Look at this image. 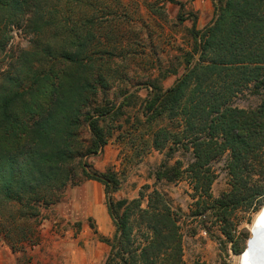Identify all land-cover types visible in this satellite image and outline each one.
<instances>
[{"label":"trees","instance_id":"1","mask_svg":"<svg viewBox=\"0 0 264 264\" xmlns=\"http://www.w3.org/2000/svg\"><path fill=\"white\" fill-rule=\"evenodd\" d=\"M167 1L179 5L181 22L189 18L183 13L185 2ZM49 3L0 0V57L4 54L8 60L7 65L0 62V197L21 205L46 199L52 189L65 188L71 161L96 156L107 144L101 122L120 119L124 108L137 97L132 93L119 105L106 100L92 107L97 79L89 42L95 19L82 17L71 23L58 12L48 15L54 9ZM214 6L215 18L204 29L197 28V17L190 14L194 43L184 55L185 70L168 88L157 77L148 83L141 115L147 123L163 119L178 122L177 128L160 126L154 132L153 145L162 150L170 142L168 152L179 145L193 150L196 159L187 171L196 191L201 192L200 213L215 211L228 225L237 209L251 207L264 196V188L251 185L249 171L253 162L264 160V0H214ZM12 25L38 33L55 26L64 46L48 44L37 53L35 49L9 53L6 45ZM35 55L41 63H36ZM2 66L7 69L1 71ZM246 90L261 97L257 107L233 104ZM83 108L89 110L83 113ZM83 122L92 137L86 149L81 145ZM226 152L231 155L232 189L213 198L210 164ZM80 162L87 179L106 189L117 187L115 173L98 172L89 163ZM183 173L179 163L165 161L155 177L172 182ZM108 211L116 231L113 241L99 237L111 246L106 264H187L178 212L162 192L153 191L147 208L142 207L140 198L109 199ZM136 228L145 230L144 237L136 235ZM224 233L228 238L232 235L230 229ZM233 250L240 251L235 245Z\"/></svg>","mask_w":264,"mask_h":264},{"label":"rangeland","instance_id":"2","mask_svg":"<svg viewBox=\"0 0 264 264\" xmlns=\"http://www.w3.org/2000/svg\"><path fill=\"white\" fill-rule=\"evenodd\" d=\"M181 1L186 3L184 15H189L182 22L178 19L179 5L167 0H50L49 6L54 9L48 11V15L58 12L71 23L80 22L82 17L95 19L89 42L96 61L93 71L97 79V89L91 95L92 107L106 100L119 105L132 93L137 97L133 99L134 104L124 108L125 115L120 119L101 122L107 144L96 156L71 161L68 168L71 174L65 188L52 189L47 195L53 196L22 205L0 197V264H106L111 246L108 245L109 251L98 247L100 235L96 234V218L90 210L92 199L101 192L102 203L108 207L109 199L119 202L140 198L142 207L147 208L156 189L178 212L183 259L187 264H239L240 253L248 249L252 239L253 221L264 209V196L257 198L251 207L237 209L228 225L215 211L200 213L201 192L196 191L195 182L187 171L189 163L196 159L193 150L179 145L168 152L170 142L162 150L153 145L154 132L160 126L168 124L177 128L178 122L163 119L147 123L141 115L148 83L157 77L168 88L185 70L184 55L191 51L194 43L190 32L193 16L197 17L198 29H204L215 18L214 0ZM28 31L25 26H11V39L6 45L9 53L24 49H35L37 53L48 44L55 48L64 46V38H59L60 32L55 26L39 33ZM34 59L36 63L42 62L39 56L35 55ZM0 62L7 65L4 54ZM6 67L2 66L1 71ZM165 74L168 76L163 78ZM260 102L261 97L251 90L238 94L233 100L235 106L245 109H253ZM87 110L89 108H83L82 112ZM83 124L81 145L86 149L92 137L87 123ZM230 160L231 155L226 152L210 164L214 172L213 198L232 189ZM80 161L89 163L98 172L115 173L117 187L106 189L98 184L102 187L98 189L88 185L90 179L84 176ZM165 161L179 163L184 169L182 177L172 182L157 181L155 172ZM253 164L249 169L251 185L264 188V160ZM97 215L102 230L108 232L109 212L98 208ZM114 229L116 231L115 225ZM229 229L232 239L224 233ZM135 233L142 238L146 232L136 228ZM234 245L240 251L235 252Z\"/></svg>","mask_w":264,"mask_h":264},{"label":"bare ground","instance_id":"3","mask_svg":"<svg viewBox=\"0 0 264 264\" xmlns=\"http://www.w3.org/2000/svg\"><path fill=\"white\" fill-rule=\"evenodd\" d=\"M252 225V239L239 257V264H264V209Z\"/></svg>","mask_w":264,"mask_h":264},{"label":"crops","instance_id":"4","mask_svg":"<svg viewBox=\"0 0 264 264\" xmlns=\"http://www.w3.org/2000/svg\"><path fill=\"white\" fill-rule=\"evenodd\" d=\"M90 183H88V185H92L95 186L98 189H101V185L98 184H102L96 180H89ZM96 198V199H95ZM93 199H95L93 201ZM92 199V205L90 206V210L92 211V214L94 213V216L96 218V223H97V230H96V234L100 235V236H105L108 238H111V236L113 235L115 229H114V222H112L113 220L111 219V216L109 217V219H107L110 222V228H108V232H104L101 226V223L99 222L98 215V208L100 209V211H108V207H106L105 205H103L102 203V199H101V192H97V194L95 195V197ZM95 208L97 209V212H95ZM102 241L99 242V246L101 251H109V247L108 244H106L105 242L101 243ZM105 243V244H104Z\"/></svg>","mask_w":264,"mask_h":264},{"label":"water","instance_id":"5","mask_svg":"<svg viewBox=\"0 0 264 264\" xmlns=\"http://www.w3.org/2000/svg\"><path fill=\"white\" fill-rule=\"evenodd\" d=\"M113 190V189H112ZM111 191V190H110ZM112 192V191H111Z\"/></svg>","mask_w":264,"mask_h":264}]
</instances>
